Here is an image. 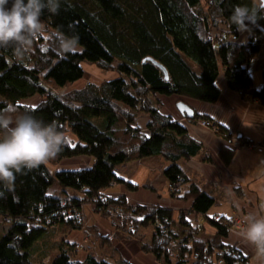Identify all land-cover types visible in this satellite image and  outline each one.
<instances>
[{
	"label": "trees",
	"instance_id": "trees-1",
	"mask_svg": "<svg viewBox=\"0 0 264 264\" xmlns=\"http://www.w3.org/2000/svg\"><path fill=\"white\" fill-rule=\"evenodd\" d=\"M253 3L59 0L56 13L45 9L40 17L49 38L37 36L30 52L20 60L11 47L0 48V111L33 114L69 134L67 144L50 163L83 156L94 159L93 166L80 170H52L46 163L16 174L8 188L0 184V216L9 224L0 236V264H36L33 251L46 252L51 247L48 237L54 238V234L50 229L82 227L84 200L92 202L97 213L112 219L127 237L140 239L144 229H151L150 241L142 239L141 248L160 264H216L213 256L220 260L218 252L234 247L222 243L230 233L227 218H205L216 229L214 240L205 244L197 242L191 230L183 231L187 224L182 215L176 223L172 210L158 206L133 209L124 197L110 199L103 191L120 184L137 191L139 187L121 178L117 168L161 156L168 163L164 175L177 188L174 197L192 198L193 211L203 216L216 204L203 189L187 185L180 162L197 156L202 146L189 137L185 125L161 113L159 97L216 104L221 96L217 80L223 74L231 91L245 100L264 101V85L254 88L247 67L257 52L253 46L262 34L264 17L245 21L243 32L247 31L248 39L243 44L219 43L216 38L229 37L228 33L239 36L241 29L230 20L232 11L238 4ZM60 35L76 38L74 47L80 50L63 51ZM249 47L251 52L246 51ZM84 62L113 72L116 78L88 83L67 94L56 93L84 77ZM157 64L166 69L169 80ZM36 97L41 102L35 107L21 104ZM139 115L149 118L146 131L136 126ZM200 119L209 120L195 114L190 121ZM215 126L220 136L228 132ZM222 156L228 164L233 152L226 150ZM54 185L73 196H55L50 192ZM101 195L106 202L98 200ZM101 244H106L104 238ZM70 248L76 250L74 246L60 248V255L51 264H130L111 253L110 247L101 257L89 254L84 261H74L68 254ZM42 256L45 259L44 253ZM221 260L223 264L249 261L226 255Z\"/></svg>",
	"mask_w": 264,
	"mask_h": 264
},
{
	"label": "crops",
	"instance_id": "crops-1",
	"mask_svg": "<svg viewBox=\"0 0 264 264\" xmlns=\"http://www.w3.org/2000/svg\"><path fill=\"white\" fill-rule=\"evenodd\" d=\"M258 49L259 51L247 65L254 88L257 90L264 85V74L261 70L264 65V44L262 43ZM217 84L221 90V96L216 104L189 99H182V101L188 104L196 114L226 128L229 133L237 134L246 141L264 142V101H247L240 94L231 91L223 74H220ZM84 86L85 84L80 85L78 89ZM159 99L162 102L161 113L185 125L189 137L202 146L197 156L180 162L188 180L187 185L195 184L203 189L216 200V204L203 217L193 211V199L184 198L185 193L183 197L181 195L171 197L167 191L169 182L164 175L168 163L161 156L131 161L117 168V174L121 178L139 187L137 191H130L125 185L120 184L107 188L103 193L114 200L124 197L128 206L147 208L158 206L170 209L173 211L176 223L179 222L181 215L183 216L187 224L185 227L182 226L183 231L191 230L195 234L196 241L205 244L212 242L216 235V229L210 225L206 217L228 218L233 212H239L245 219L250 213L264 214L260 208V205L264 204V148L230 145L222 136L184 118L178 109V103L181 101L179 97L160 96ZM136 122V126L146 131L149 118L139 115ZM226 150L233 152L232 160L228 164L224 163L222 156V152L226 153ZM72 161L76 162L66 163L62 169L80 170L94 164V159L84 156L76 157ZM52 194L55 195V193ZM82 214L84 226V219L88 217L84 209ZM94 227L106 243L103 246L99 240L97 243L93 242L97 249V257H101L105 249L110 247L111 253L130 264H160L155 256L142 251V239L145 242L150 241L147 237L148 232H144L147 231L146 229L141 232L140 239L127 237L113 222L101 216ZM176 227L180 228V226ZM107 237L109 240L105 239ZM77 239L90 241V234L81 232L77 235ZM222 243L238 245L249 258L248 264H264V261L256 256L254 248L246 241H242L237 234L230 232Z\"/></svg>",
	"mask_w": 264,
	"mask_h": 264
},
{
	"label": "clouds",
	"instance_id": "clouds-1",
	"mask_svg": "<svg viewBox=\"0 0 264 264\" xmlns=\"http://www.w3.org/2000/svg\"><path fill=\"white\" fill-rule=\"evenodd\" d=\"M59 0H0V48L11 47L18 60L30 52L45 25L41 15L45 9L59 10ZM264 17L259 0L249 5H236L230 17L237 28L244 30L245 21L255 22ZM63 51H71L76 38L58 36ZM69 134L54 123H46L30 113L13 115L0 111V184L13 185L16 174L39 168L56 157L69 140ZM2 195V193H0ZM264 212V204L260 205ZM242 238L251 245L256 256L264 261V214L250 213L244 219Z\"/></svg>",
	"mask_w": 264,
	"mask_h": 264
},
{
	"label": "rangeland",
	"instance_id": "rangeland-1",
	"mask_svg": "<svg viewBox=\"0 0 264 264\" xmlns=\"http://www.w3.org/2000/svg\"><path fill=\"white\" fill-rule=\"evenodd\" d=\"M205 0H202V3H204ZM261 36L258 35V39L256 40V44L257 45L256 47H254V49L257 50V52L259 51L258 47H260V45H262V43L264 44V27L263 29H261ZM46 37H44L43 39H47L50 37V34H48V32L44 33ZM246 34H247V31H246ZM228 36L232 35V34H227ZM241 35L243 36V33H241ZM260 36V37H259ZM243 38H245V42L247 41L248 37L246 36H243ZM218 39V38H217ZM224 41H227L225 39H222V40H218L219 43L221 42H224ZM244 42V43H245ZM260 43V44H259ZM48 46V44L46 45V47ZM72 50H76V51H79L80 50V47L76 46L74 47ZM83 68H84V72H85V75L84 77L77 81L76 83L74 84H71L63 89H58L56 93H59V94H67L69 93L70 91L74 90V89H78V86L80 85H87L88 83H92V84H100L101 82H103L104 80L106 81H109V80H112L114 78H116V74L113 73V72H107V71H103L101 70L97 65L95 64H91L89 62H84L83 63ZM263 69H264V65L262 66L261 70L263 72ZM262 75V74H261ZM262 78V77H261ZM260 78V82L262 83V79ZM249 101H252L251 99H248ZM247 100V101H248ZM41 102L40 98L39 97H36L34 99H31V100H26V101H23L21 104L23 105H27V106H37L39 103ZM195 112V111H194ZM196 114V113H195ZM16 115V114H15ZM183 116V115H182ZM185 118V117H184ZM187 119V118H186ZM188 121H190V119H187ZM202 119L200 120H197L195 121L196 123L195 124H198L200 127H203V128H207V129H210L212 132H214L216 135L220 136L217 132V127L215 126V124L213 123V128L212 127H207V126H204L203 124H201ZM191 122V121H190ZM194 122V121H193ZM235 137V138H234ZM223 139L227 140L229 142L230 145H236L238 144V142H241V141H245L244 138L242 137H238V135L236 134H231L229 133V131L226 133L225 136H222ZM234 138V139H233ZM254 142V141H253ZM257 143V142H255ZM258 144H264V142H261V143H258ZM76 158H72V159H64L62 160L61 162L57 163V164H52L50 162H48V167L52 170H59V169H62V167L64 166V164L66 163H73V162H76V161H72ZM182 183V182H181ZM182 185V184H181ZM180 185V186H181ZM61 188L58 186V185H54L52 186L50 192L51 193H55V195L59 198H69L71 197L72 193L71 194H64L62 191H60ZM167 191H168V194L172 197H174V195L176 194V190H173L170 186V184H168L167 186ZM73 196V195H72ZM83 201V200H82ZM86 200H84V206L86 207H83L82 210L84 209L85 210V215L86 217H88L87 219L85 218V225L83 226L84 224V221L82 222V227H80L79 229H70V228H67V227H60V226H57L53 229H50V232H51V235L54 234V238H49L48 237V240L50 241V244H51V247L46 251V252H41V249L40 250H34L33 251V261L36 263V264H41V263H44V264H51L52 260L54 257H57L60 255V248H64L65 250L69 248V246H74L76 250L70 248V250L68 251V254L69 256L72 258V260L74 261H84L86 259V257L91 254L93 256H98L97 255V249L95 247V245L93 244V242L97 243V240H99L101 242V236L99 235V233L96 232L95 230V227L94 225L97 223L98 221V218H103V219H106V220H109L111 222L112 219H109L108 217L106 216H102V214L100 213H97L95 210H94V205L92 202H87ZM87 206H89L90 208H88ZM129 207H132L133 209H135V207H138V206H129ZM123 209V208H121ZM170 210V209H169ZM235 213V215H239V212H233ZM232 213V214H233ZM204 217V216H203ZM242 217V216H241ZM243 218V217H242ZM180 219V218H179ZM5 219H3L1 216H0V236L3 235V233L7 230L8 228V223H6L4 221ZM184 220V218H183ZM180 221V220H179ZM244 220L242 223H239V227L241 229L239 230H233V231H230V232H233V234H237L242 241L245 242V240L242 238V230H243V227H244ZM147 231H144V232H148V236L150 238V232H151V229H146ZM180 230V229H179ZM81 232H86L87 234H90V241H81V240H78L77 239V235H79ZM183 233V232H182ZM50 233H48L47 236H49ZM47 238V237H46ZM108 238V237H107ZM149 240V239H148ZM147 240V241H148ZM65 243V244H64ZM67 243V244H66ZM76 243V244H75ZM75 244V245H74ZM103 246H105V244H103ZM235 246H238V245H234ZM228 248H231L228 247ZM45 254V259L43 258L42 254ZM248 258V257H247ZM249 259V258H248Z\"/></svg>",
	"mask_w": 264,
	"mask_h": 264
},
{
	"label": "built area",
	"instance_id": "built-area-1",
	"mask_svg": "<svg viewBox=\"0 0 264 264\" xmlns=\"http://www.w3.org/2000/svg\"><path fill=\"white\" fill-rule=\"evenodd\" d=\"M240 32L243 33V36L248 37V34H246L245 31L243 32V30H240ZM241 33H240L239 36L238 35H235V34H232L229 37H226L225 35H220V36L217 35L218 37H216V38H218V40L225 39V40H228V41H233V42H237V43H242L243 44L245 42V38H243V36L241 35ZM246 51L247 52H251V48L250 47L249 48H246ZM263 71H264V69H263ZM200 123L203 124L204 126L209 127V128L210 127L213 128V122H211L210 120L202 119ZM236 145L237 146L246 147V148H264V144H258V143H255L253 141H246V140L245 141L243 140L241 142H238V144H236ZM170 186H171V188L173 190H176L177 189L175 185H171L170 184ZM99 198L100 199H98V200H100L102 202H106L104 196L101 195ZM243 220L244 219L241 216L235 215V213H233L231 216H229L227 218V221L230 224L229 230L230 231H233V230H239V229H241L239 227V223H242ZM217 255H220L221 258L224 255H226L228 257L231 256V257H233L234 259H236L238 261L239 260H242L243 261V259L246 257L245 254L241 251V249H239L238 246L223 249L222 251L218 252ZM196 257H197V255H196ZM221 258L219 260L218 259V256H213L212 259L216 262V264H223Z\"/></svg>",
	"mask_w": 264,
	"mask_h": 264
},
{
	"label": "water",
	"instance_id": "water-1",
	"mask_svg": "<svg viewBox=\"0 0 264 264\" xmlns=\"http://www.w3.org/2000/svg\"><path fill=\"white\" fill-rule=\"evenodd\" d=\"M259 3H260L261 7H264V0H259ZM157 66L162 69V71L165 75V79L169 80V76H168L166 69L159 64H157ZM178 109H179L180 113L183 115V117H185L187 119H192L195 115L194 110L188 104H186L183 101H180L178 103Z\"/></svg>",
	"mask_w": 264,
	"mask_h": 264
},
{
	"label": "bare ground",
	"instance_id": "bare-ground-1",
	"mask_svg": "<svg viewBox=\"0 0 264 264\" xmlns=\"http://www.w3.org/2000/svg\"><path fill=\"white\" fill-rule=\"evenodd\" d=\"M246 256V255H245Z\"/></svg>",
	"mask_w": 264,
	"mask_h": 264
}]
</instances>
